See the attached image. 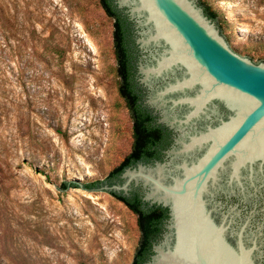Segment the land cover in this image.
Segmentation results:
<instances>
[{"label": "rangeland", "instance_id": "374dc122", "mask_svg": "<svg viewBox=\"0 0 264 264\" xmlns=\"http://www.w3.org/2000/svg\"><path fill=\"white\" fill-rule=\"evenodd\" d=\"M200 8L233 51L264 62V0ZM121 81L101 0H0V264L134 262L138 215L88 186L133 149Z\"/></svg>", "mask_w": 264, "mask_h": 264}, {"label": "water", "instance_id": "95a60500", "mask_svg": "<svg viewBox=\"0 0 264 264\" xmlns=\"http://www.w3.org/2000/svg\"><path fill=\"white\" fill-rule=\"evenodd\" d=\"M114 2L135 25L145 103L176 135L165 161L99 189L168 209L146 264H264V62L233 51L200 0Z\"/></svg>", "mask_w": 264, "mask_h": 264}, {"label": "trees", "instance_id": "16d2710c", "mask_svg": "<svg viewBox=\"0 0 264 264\" xmlns=\"http://www.w3.org/2000/svg\"><path fill=\"white\" fill-rule=\"evenodd\" d=\"M107 14L114 19V42L121 77L120 90L127 99L134 119V145L132 152L117 167L105 181H98L88 185L89 188L120 181V174L128 166H135L139 162H150L160 157V148L167 142L168 131L156 124L155 116L150 108L143 103V89L135 77L139 49L135 43L136 29L134 22L129 19L124 9L118 8L114 0H101ZM210 18L216 20L213 13L207 11ZM167 135V136H166ZM79 187L80 183H73ZM69 186L66 184L65 187ZM122 200L137 215L141 230V241L132 264H146L152 254V245L158 241L164 230L168 209L158 205H150L142 200L138 190L130 191L129 195L112 192Z\"/></svg>", "mask_w": 264, "mask_h": 264}, {"label": "flooded vegetation", "instance_id": "af4514ba", "mask_svg": "<svg viewBox=\"0 0 264 264\" xmlns=\"http://www.w3.org/2000/svg\"><path fill=\"white\" fill-rule=\"evenodd\" d=\"M140 57H141V53H140V51H139V57H138V60H139ZM137 62H138V61H137ZM135 77H136L137 82L139 83V85H140L141 88L143 89V93H144V96H143V103H144V105L148 106V105L145 103V100H146V97H147V90H146V88H145L143 85H141L140 82H139L140 75H139V73H138V69H137V68H136V71H135ZM148 107H149V106H148ZM149 108H150V107H149ZM150 110H151L152 114L155 116V122H156V124L161 125L162 127H164V128L168 131V136L166 135V136H167V142H166V143L160 148V157L155 158V159H153V160L150 161V162H142V163H146V164H155L156 161H165V159H166V151H167V150L171 147V145L173 144V142H174V137H175L176 133H175L172 129H170L168 126H166L165 124H163V123H159L160 115H159V114H156L152 108H150ZM139 163H141V162H139ZM134 190H138V191L141 193V196H142V190H141V188H134ZM233 199L235 200L236 198H233Z\"/></svg>", "mask_w": 264, "mask_h": 264}]
</instances>
